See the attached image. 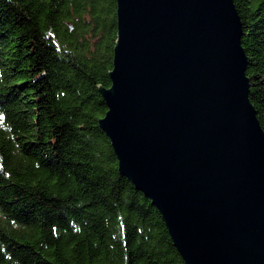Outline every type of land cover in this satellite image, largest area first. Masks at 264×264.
I'll use <instances>...</instances> for the list:
<instances>
[{"label": "trees", "instance_id": "obj_1", "mask_svg": "<svg viewBox=\"0 0 264 264\" xmlns=\"http://www.w3.org/2000/svg\"><path fill=\"white\" fill-rule=\"evenodd\" d=\"M264 130V0H233ZM116 0H0V264H186L119 172L107 107Z\"/></svg>", "mask_w": 264, "mask_h": 264}, {"label": "water", "instance_id": "obj_2", "mask_svg": "<svg viewBox=\"0 0 264 264\" xmlns=\"http://www.w3.org/2000/svg\"><path fill=\"white\" fill-rule=\"evenodd\" d=\"M233 0H116L98 123L186 264H264V130Z\"/></svg>", "mask_w": 264, "mask_h": 264}]
</instances>
